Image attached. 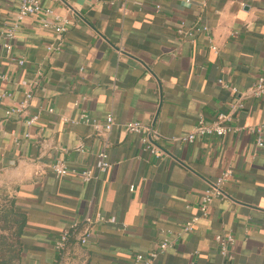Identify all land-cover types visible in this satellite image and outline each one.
I'll return each instance as SVG.
<instances>
[{
  "label": "crops",
  "instance_id": "crops-1",
  "mask_svg": "<svg viewBox=\"0 0 264 264\" xmlns=\"http://www.w3.org/2000/svg\"><path fill=\"white\" fill-rule=\"evenodd\" d=\"M111 1L39 0L68 29L61 50L49 52L54 32L40 16L25 18L12 41L21 67L0 36L8 78L0 88L12 95L0 104V264H132L168 233L177 241L153 264H264V146L245 131L174 141L220 113L235 127L264 125V96L250 95L264 69V0H129L125 10ZM16 12L17 0H0V33ZM22 82L33 84L32 98L24 114L7 118L6 108L24 100ZM82 115L102 124L111 115L114 126L96 132ZM126 122L151 127L163 155L142 150ZM100 152L113 164L106 173L95 169ZM58 161L95 178H58L50 170ZM224 169L233 172L225 197L177 236L201 216L200 196ZM97 214L114 223L94 224L81 245L85 218ZM218 232L233 236L232 260L218 253Z\"/></svg>",
  "mask_w": 264,
  "mask_h": 264
},
{
  "label": "built area",
  "instance_id": "built-area-1",
  "mask_svg": "<svg viewBox=\"0 0 264 264\" xmlns=\"http://www.w3.org/2000/svg\"><path fill=\"white\" fill-rule=\"evenodd\" d=\"M129 0H113L110 2V5L117 4L121 10H125L127 3ZM189 2V0H186ZM160 6H156V10H159ZM32 16H40L41 23L43 28L50 29L54 32L56 36V44L47 47V51H60L63 46V35L67 32L69 22L63 18H61L58 14L54 12L51 8L43 7L39 0H17V12L14 17V21L3 33H0V36L3 37L6 42L3 45L4 50L6 52L7 58L15 62L18 66H23L25 64L24 59H15L12 57L13 44L12 41L15 38V34L22 22L27 17ZM194 32L200 31H208L206 27H196L193 30ZM178 33L182 34L183 31L181 28H178ZM191 34L188 33V36ZM212 50H216V47H211ZM8 81V78L0 74V84ZM25 86L26 91L24 93V100L19 104H11L6 108L5 115L7 118H11L13 116L19 117L25 113L28 103L32 98V93L30 88L31 84H26L25 82L21 83ZM250 95L253 98H261L264 96V69L258 75L256 82L250 90ZM11 93L6 90H1L0 88V104L4 103V101L11 99ZM238 107H242V105H238ZM49 113L52 112L51 109L48 110ZM39 120V114H35L30 116L25 124L27 127H32L36 125ZM81 121L87 124L92 130L96 132H110L114 126V119L111 115L106 116L103 124L98 120L92 119L87 115L81 116ZM232 118L230 114L220 113L217 115L216 119L211 124H205L203 121H199L193 129L183 135L181 137L175 138L174 141H178L183 144H192L199 138H208V137H223L225 135L231 133H242L248 132L255 136L256 138V147L262 148L264 146V141L262 138L264 125H254L246 128L235 127L231 124ZM124 130L127 133L134 134L139 137V143L142 147V150L149 152L151 155L160 158L163 153L159 150L157 145L155 144V140L157 139V134L154 130L140 122H126L124 124ZM28 137V135H26ZM113 168V164L108 161L107 154L105 152H100L96 156L95 169L100 173H106L110 169ZM51 172L58 178H63L67 176H79L83 183H87L94 179V173L91 169H85L81 171H77L75 169H69L66 164L63 162H56L50 166ZM233 172L231 169H224L221 171L219 176L211 182L208 187L202 192L199 200L198 210L200 212V217H190L185 223L181 226V230L179 235L186 233H191L195 225L197 224L199 218H204L208 216L209 208L215 200H221L226 195V187L231 181ZM86 227L85 231L80 238V244L85 245L88 242V239L91 236L92 226L96 223H114L111 219H105L102 215L97 214L94 218H85L84 220ZM78 226L77 222H73L70 225V230H76ZM124 229V227H123ZM70 232H63L55 242V250L58 253H61L68 243ZM172 234L168 233L167 236L157 244L156 249L148 252L146 255L138 254L135 256L132 264H153V262L157 259L158 256L166 254L169 250L173 249L176 238L171 236ZM214 242L217 246L218 253L222 257H226L228 260H232V256L230 255V248L234 244V238L230 233H221L218 232L214 235Z\"/></svg>",
  "mask_w": 264,
  "mask_h": 264
}]
</instances>
